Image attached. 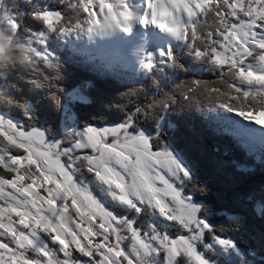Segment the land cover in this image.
Wrapping results in <instances>:
<instances>
[{
	"label": "snow or ice",
	"instance_id": "1",
	"mask_svg": "<svg viewBox=\"0 0 264 264\" xmlns=\"http://www.w3.org/2000/svg\"><path fill=\"white\" fill-rule=\"evenodd\" d=\"M70 7L75 23L46 8L30 15L62 34L155 26L220 69L214 86L181 82L148 108L163 111L177 95L188 102L211 99L264 128V0H143L140 14L127 0H78ZM0 15L13 33L20 28L12 14ZM34 35L42 45L41 34ZM28 47L30 65L36 58L48 62L44 50ZM158 52L175 62L171 48ZM145 57L151 69L153 53ZM28 121L0 115L7 144L0 147V169L10 177L0 174V264H213L205 234L224 252L237 251L227 230L198 215L200 207L183 193L189 171L131 118L113 127L87 126L65 142L47 141ZM124 207L150 208L157 220L137 227L118 211Z\"/></svg>",
	"mask_w": 264,
	"mask_h": 264
},
{
	"label": "trees",
	"instance_id": "2",
	"mask_svg": "<svg viewBox=\"0 0 264 264\" xmlns=\"http://www.w3.org/2000/svg\"><path fill=\"white\" fill-rule=\"evenodd\" d=\"M76 2L0 0V13L12 14L20 25L13 33L0 15V29L4 33L0 46L4 48L6 63L0 69V111L22 124L29 123L30 118L31 124L44 125L49 133H55L66 106L82 127L131 117L136 128L157 132L162 144L170 145L190 167L185 190L201 202L199 215L212 225L223 226L226 237H232L242 253L235 260L222 257L216 264H235L236 260L243 264H264L262 142L256 137L250 141L249 133L234 130L232 119L220 112L222 108L211 99L188 102L177 95L163 111L147 107L181 82L203 80L214 86L211 82L219 79L220 69L192 54L185 42L175 40L168 47L174 63L160 55L151 69L136 71L90 45L85 31L62 34L30 15L36 8H46L72 16L75 23L76 15L70 5ZM34 34H41L42 45L36 42ZM29 42L45 51L47 63L36 58L30 65L29 60L17 59L20 49L31 56ZM76 89L85 95L84 99L70 102L69 94ZM245 138L251 146L243 143ZM0 146H7L2 138ZM0 174L9 177L4 169H0ZM205 239H210L207 234Z\"/></svg>",
	"mask_w": 264,
	"mask_h": 264
},
{
	"label": "rangeland",
	"instance_id": "3",
	"mask_svg": "<svg viewBox=\"0 0 264 264\" xmlns=\"http://www.w3.org/2000/svg\"><path fill=\"white\" fill-rule=\"evenodd\" d=\"M127 2L129 4V7L135 13L140 14V12L142 11V7H143V0H127ZM85 35L87 36L88 38L87 41L90 42L89 43L90 45L92 44L93 46L94 44L100 51L116 57L118 61L122 62L123 64H125L126 66L130 68H135L136 71L142 70L143 68H145L143 65V61L146 58L145 57L146 53L148 52L153 53V65H154L155 62L160 57L158 49L167 51L168 47L172 43L175 42V39L161 32L157 27L148 26V25H139V24H133L132 29L129 33H124L119 28H112V29L104 30L102 32L88 33L85 31ZM84 96H85L84 94L81 95V93L79 92V89H76V90H73L69 94V98H70L69 101L74 102V101H77V99L82 100L84 99ZM220 112L225 113L227 116H229V118L232 119L234 123V130L235 128H237L239 132L249 133L250 136H252L249 138L250 141L255 140V137H256L260 142H262L263 144L262 148H264V128H261V126L257 125L253 121L245 120L242 116H240L235 111L229 112L225 109H221ZM0 115H3L8 119L13 120L14 122L21 123L20 120L18 119L16 120V118L10 117L6 112L0 111ZM129 118L131 117H127L124 121H121V122L107 123V124L100 125V126L95 125V124H91V125L85 124L82 127L81 125L77 124V120L75 119L73 112H71L70 108L66 106L64 112L62 113L61 119L59 123L57 124V129L55 130V133H51V132L49 133V131H47L44 125L36 126L35 125L36 123L32 125L33 127L39 129L40 131L44 133V136L47 141L65 142L64 138L67 135H69V133L75 134V132L82 131L87 126H93L97 128L113 127V126L123 124ZM228 126L229 125H227V127ZM138 129L141 132H143L145 136L147 137H151V138L157 137V134H156L157 132L151 133L150 131L142 127H139ZM1 138L2 137H0V139ZM245 140L246 141H244L243 143L247 142L248 143L247 146H251L249 143L250 141L246 138ZM162 145L167 147L168 150L172 152L173 156H175V158L180 162V164L184 166L191 175L190 167L188 166L184 158L180 154H178L176 151H174L170 147V145H167L165 143H163ZM0 147H5V146H0ZM20 151L23 153V150H20ZM23 154H26V153H23ZM182 191L185 195L190 196L192 198V202L194 204H197L200 207L201 202L199 200L194 198L190 192L185 190V188H182ZM118 211L120 212L121 215H125L131 219H134L137 227H142L146 223H155L157 220V217L151 214L150 208L146 210L142 208L139 213L127 207L119 208ZM198 215H199V212H198ZM226 238L232 239V237L230 236L229 237L227 236ZM204 242L211 245V249L205 254L206 256L209 257V259L213 262V264H216L218 259H221L222 257L226 260H235L236 258H240L242 256V253L240 252L238 248H237V251H233L229 249L227 252H224L223 249L220 248L219 245H216L213 241H211V239L207 241L205 239V236H204Z\"/></svg>",
	"mask_w": 264,
	"mask_h": 264
},
{
	"label": "clouds",
	"instance_id": "4",
	"mask_svg": "<svg viewBox=\"0 0 264 264\" xmlns=\"http://www.w3.org/2000/svg\"><path fill=\"white\" fill-rule=\"evenodd\" d=\"M3 35H4L3 31H2V29H0V38H2ZM8 39L11 40L12 36L9 35ZM29 58L30 57L27 55V53L23 52V50L20 49V55L17 57V59L27 62L29 60ZM4 67H6L4 48H3V46H0V69H3Z\"/></svg>",
	"mask_w": 264,
	"mask_h": 264
},
{
	"label": "flooded vegetation",
	"instance_id": "5",
	"mask_svg": "<svg viewBox=\"0 0 264 264\" xmlns=\"http://www.w3.org/2000/svg\"><path fill=\"white\" fill-rule=\"evenodd\" d=\"M84 173H85V175H84V179H85V182H87V179L88 178H91V174H88L87 172H86V170L84 171Z\"/></svg>",
	"mask_w": 264,
	"mask_h": 264
},
{
	"label": "bare ground",
	"instance_id": "6",
	"mask_svg": "<svg viewBox=\"0 0 264 264\" xmlns=\"http://www.w3.org/2000/svg\"><path fill=\"white\" fill-rule=\"evenodd\" d=\"M140 31V30H139ZM140 71V70H139ZM252 132V131H251Z\"/></svg>",
	"mask_w": 264,
	"mask_h": 264
}]
</instances>
